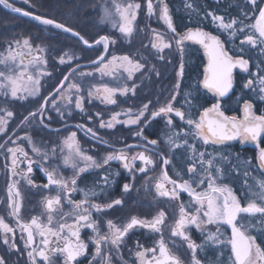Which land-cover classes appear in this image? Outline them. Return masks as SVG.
Returning a JSON list of instances; mask_svg holds the SVG:
<instances>
[{
	"label": "snow or ice",
	"instance_id": "6c2138e0",
	"mask_svg": "<svg viewBox=\"0 0 264 264\" xmlns=\"http://www.w3.org/2000/svg\"><path fill=\"white\" fill-rule=\"evenodd\" d=\"M112 6H108V0L102 5L101 22L111 23L115 28L118 26L119 32L125 38H130L135 32V22L141 4L128 0L126 3H117L111 0ZM251 9L258 11L255 17V23L248 25L236 18L225 19L222 15H216L208 12L213 23L218 29L229 33L231 38L236 37L238 33H243L245 28L250 29L248 34L240 42V47L236 49V55H231L224 47L223 41L218 35L205 31L203 28H189L183 34L176 31L173 19L166 0H156L159 5V19L163 20L167 29L172 34L173 39L165 38L164 33L151 29L152 39L150 47L155 49L157 54L163 53L164 49H170L173 42L177 48L183 52L185 42L192 41L204 49L208 62L203 74V88L214 94L216 102L210 107H204L201 112L193 114L191 111L193 105L188 98L191 93H185V103L181 108H175L174 102L176 96L173 95L165 105L149 113V103L142 105L136 111L127 109L123 112L112 113L108 121L101 119V128H114L116 124H124L140 127L141 124L147 126L151 120L157 117L166 118L168 133L163 138V143L169 153L176 149L184 148L189 150V158L185 167L184 175L176 173L177 178L173 179L168 174V166L172 160L159 151L160 140H149L143 134V128L135 133L137 139L142 143L125 145L124 148L113 149L101 161H98L92 155L81 149L77 140V133L71 132L66 136L61 145L37 146V142L25 132L23 136L17 135L13 140L12 146L5 147L8 140L0 144V149L6 154H10V175L11 179L7 187V208L8 216L14 218L15 225L6 222L3 216H0V242L9 246L19 253L20 247L16 244L17 230L19 229L20 239L23 241V247L30 264H56V259L63 258V264H78V258L85 256L88 250V244L81 238L82 229H90L93 233L91 241L94 244L95 251L92 254L90 264H112V249L117 255H120V248L124 243L125 237L134 229H146L154 233L159 239L153 242L151 247H144L137 241L138 250L135 252L139 264H185L180 255L173 252V248H185L190 253L189 264H202L198 258V252L203 251L204 247L211 243L220 247H228L231 255L230 264H264V235L261 236V243H257V236L252 235L253 230L264 233V179L255 180L254 185L249 186L248 195L244 197L245 203H241V198L235 194L233 188L223 183L225 178L224 169L220 166L222 163H231L226 156L214 155L203 151H198L196 144H189V140L200 141L202 145H223L228 141L239 140L243 142H253L258 148V166L264 170V147H260L261 137H264V114L257 115L253 111V104L245 100L243 103V116L226 115L222 110L220 99L227 96L233 89L234 77L233 70L241 69L244 72L249 71L250 60L245 59L244 45L255 49L259 47L261 53H264V0H246ZM6 8L13 12L21 13L23 16L31 17L42 25L53 26L55 29L63 30L66 33H72L78 37L82 43L92 47L87 39L79 32L67 27L63 23L47 18L43 15H37L34 12L25 11L20 8H14L8 0H0ZM154 0H146V10L149 17L157 15V7ZM188 8H193L189 3ZM195 11L196 9L193 8ZM245 19L248 13H243ZM96 45L103 46V53L92 61L94 71L79 72L80 64L70 67L67 74L53 87V91L45 97H41L42 103L28 116L21 121V125L27 126L32 120L39 119L41 124L45 118L49 121L51 117H45V112L54 110L63 116L61 109L65 111L74 106L75 109L84 110V100L86 93L88 97L96 96L103 103L115 105L116 96L135 95L136 85L131 87L123 83L117 87H110L108 84L99 86L87 84L86 78L99 73L102 77L109 76L118 81H130L135 73L145 69V63L129 55L117 56L111 55L108 58L109 45L115 41L109 36H100L95 40ZM147 47V46H146ZM48 48L44 44H34L32 37L27 36L22 39H15L8 43L5 51L0 53V94L5 97L15 99H27L28 96H37L40 93L41 80L46 76H51L48 72ZM77 59L74 54L64 52L59 56L58 62L61 65H71ZM163 59V56H160ZM150 71H156L153 65ZM79 72V75L77 73ZM184 64L181 62L179 76H183ZM264 68L256 65L254 78L248 79L243 85L244 88L254 89L259 85V92L264 94ZM179 89V82L176 84ZM178 94V91H177ZM75 97V99H73ZM264 99V95L261 96ZM51 105L49 108L48 105ZM187 108L188 111L182 110ZM3 115H0V133L7 132V125L14 113L7 109H0ZM173 114L184 122L185 127L177 131L173 121ZM97 117L100 113H96ZM126 119L121 120V116ZM91 120V117H89ZM46 127V126H45ZM78 129H83L97 140H101L96 132L85 125H76ZM56 131H59L57 129ZM15 135V133H13ZM25 141L31 145V152L38 156L39 160H33L29 153L18 143ZM107 144V141L101 140ZM143 149L129 155L132 149ZM150 153H155L164 166L159 178L155 183L150 181L147 173L154 169L156 161ZM207 157V158H206ZM57 159L60 164H57ZM239 160L237 156L235 158ZM112 161L122 162V166L129 173L133 183H124L122 194H127L134 190L136 174H144L147 177L145 191L154 188L156 198H164L170 201H179L178 218L174 223L167 224L168 214L159 210L150 219L132 216L123 225L115 223L113 220L103 222L107 232L101 234V220L95 219L93 213L97 215L104 213L108 209L123 205L122 199H114L109 203H95L96 200L114 181L111 179V173L106 171L100 180L92 187L81 189L77 187L79 176L89 169H105ZM141 162L142 166L136 168V162ZM49 162H51L49 164ZM24 164L25 169L17 171L20 165ZM37 164L46 176L47 183L38 185L31 178L33 165ZM45 164H49L45 167ZM83 164V166H81ZM70 166L73 170V176L65 178L59 173V167ZM233 171L237 167L233 166ZM249 176L248 172L244 173ZM119 175V173H116ZM23 179L26 185L33 188H40L45 191H56L55 195L44 196L41 200V214L33 216L25 221L21 217V208L23 197L18 187L19 180ZM247 184V181H245ZM170 185L171 187H168ZM251 187H256L258 191H251ZM99 189V192L97 191ZM81 192L83 199L74 200L73 194ZM182 193H187L190 197L187 203L180 201ZM3 203V201H0ZM67 204L70 211L65 212L64 206ZM257 224L251 223L252 218H256ZM46 217V219H45ZM248 218L249 222L244 220ZM213 225L215 231L206 232L203 243L198 244L191 236V229H202V226ZM168 227L170 237L165 240L164 229ZM228 226L231 229L230 236H226L221 231V227ZM37 238H39L37 240ZM177 240L180 243H177ZM171 245V247L169 246ZM122 259V257H121ZM0 264H7L4 256L0 255Z\"/></svg>",
	"mask_w": 264,
	"mask_h": 264
},
{
	"label": "flooded vegetation",
	"instance_id": "af4514ba",
	"mask_svg": "<svg viewBox=\"0 0 264 264\" xmlns=\"http://www.w3.org/2000/svg\"><path fill=\"white\" fill-rule=\"evenodd\" d=\"M183 1L184 7H181L179 10L175 7L176 3L173 2L174 5H170L166 1L173 19V24L176 27V31L183 34L189 28H203L205 31L211 32L213 35H218L223 41L225 49L233 56L236 55V49L240 47L241 40L244 39V36L248 34L250 29L245 28L243 33H238L236 37L231 38L228 32L218 29V27L213 23L211 16H207V13L212 12L216 15H222L226 20L229 18H236L248 25L254 24L255 17L258 16V11L251 9L246 0H243V6L241 7L239 6V0H204V2L207 1L209 4L216 5L213 10L210 9L209 11H207V5H205L207 8L201 7V11H197V9L194 11V0ZM20 2L28 4L26 0H8V3L12 4L14 8H19L15 6V3ZM110 3L112 4V2ZM189 3L193 5V8L186 7ZM243 13H248L247 19H245ZM137 20L140 22L142 21V18L138 17ZM105 23L109 32L108 35L106 34L107 36L110 38L112 35L121 37L122 34L119 32L118 26L113 28L111 23ZM141 24L144 25V23ZM142 25L138 27V29L141 30V33ZM164 26L166 25L164 24ZM156 30L159 31V28H156ZM166 30L168 36L173 39L170 31L168 29ZM13 40V38H10L7 41V44L0 48V53H3L8 43ZM145 41L146 39L142 34V36L138 38L135 45V52H137L136 59H139L141 63H145V69L137 72L132 80L118 81L113 77L99 76V73H97L99 75L95 74L92 77L86 78L85 82L87 84L96 86L108 84L110 87H117L123 83H127L128 86L131 87L134 83L136 85L135 95H132L131 93L126 96L117 94L115 97L117 103L115 105L105 104L96 96L88 97L86 93H82L85 95L83 111L75 109L74 106L67 111L62 108L61 111L64 114L61 116L56 111L49 110L45 112V117L50 116V121L45 118L43 124H41L40 120L37 118L30 121L27 126L21 125V121L24 117L28 116L30 112L35 111L40 106L43 102L41 97H45L49 94V92L53 91V85L55 86L63 78V74L68 73L70 67H75L76 64L87 63L75 62V60L71 63V65H61L57 59L55 63L56 67L54 62H50L48 60L46 70L51 73V76H46L41 80L40 93L37 96H28L27 99L13 100L10 97H5L0 94V109L7 108L14 113L13 117L8 121L7 132L0 133V144L4 143L5 140H8L9 136H11L14 140L17 135L23 136L24 133L27 132L32 137L33 141L37 142V146L43 147L44 145H61L62 140L66 136H68L71 132H76L77 140L81 149L86 151L88 155H92L98 161H101V158L109 152H112L113 149L124 148L125 145L142 143L141 140L136 138L135 133L140 131V128H143L144 136H146L149 140H160L161 143L159 151H163L164 155L172 160L171 165H169L167 169L169 176L176 179V173H180L184 176V179H188L187 175H184V171L189 158V150L180 148L176 149L173 153H169L163 143V138L166 137L168 133L166 118L157 117L156 119L151 120L147 126L141 124L140 127L124 124H116L115 127L111 129L100 127L101 119L108 121L112 113L123 112L127 109H133V111H136L140 109L142 105L151 102L149 104V113L146 114L148 115L151 111H155L159 107L165 105L169 100H171L173 95L176 96L174 107L181 108V105L185 103V93H191V96L188 98L192 101L193 107L191 111L193 114L201 112L204 107H210L211 104L216 102L214 94L203 88V74L207 66L208 58L202 46L195 42L187 41L185 42L183 52H181L175 44L176 53L174 51L169 53L168 50L164 55H162L143 51V47L146 45ZM96 46L102 47V45ZM243 47L245 50V59L250 60L249 71L244 72L239 68L234 69L233 89L227 96L220 99L222 110L229 116L235 115L242 117L243 103L245 100L250 101L253 104V111L255 114H264V99H261V96L264 94L259 92V85H255L254 89L243 87L248 79L254 78L252 74L256 72L257 64L264 68V53L260 52L259 47L253 49L246 44ZM111 48L112 44L109 45L108 58L111 56ZM146 49H150V47L148 46ZM123 55H127V53H124ZM161 55L163 56V59H160ZM78 59L79 56L76 60ZM181 62L184 64L182 77L179 76ZM153 65L155 66L156 71L159 72V75H156V72L150 71ZM64 69L67 70L65 71ZM85 69H91L90 71H94V66L81 67L79 72H82ZM79 72L77 75H79ZM177 82H179L178 90L175 87ZM50 88L52 89L50 90ZM73 99H75V97H73ZM48 107L50 108L51 105L49 104ZM182 110L188 111L187 108H183ZM96 113H100V116L97 117ZM0 115H3V112H0ZM89 117H91V120H89ZM120 119L123 120L126 119V117L122 115ZM173 121L177 131L185 127L184 122L178 117H175L174 114ZM76 125H85L87 128L93 129L101 140L107 141V144H104L101 140H97L90 134H87L83 129H78ZM57 129H59V131H56ZM13 133H15V135H13ZM18 143H20L25 150L28 151L30 158L33 160H39L38 156L32 154L30 150L31 145L25 141H19ZM192 143L196 144L198 151L212 153L217 156L223 155L228 158L231 163H222L220 165L224 169L225 178L223 183H226L233 188L235 194L241 198L242 204L245 203L243 197L248 195L249 186L254 185L255 180L264 179V170L260 169L258 166V148L255 143H241L239 140H234L228 141L223 145L205 146L202 145L200 141L189 140V144ZM10 146H12V143L11 140H8V144L5 145V147ZM260 147H264V137H261ZM142 150L143 149L140 148L132 149L129 152V155ZM150 154L156 161V165L154 169L147 173V177H151L152 180L150 182L154 184L156 178L160 177L164 166L155 153ZM237 156L239 157V160L235 159ZM50 163L51 162H49V164ZM56 163L60 164V160L57 159ZM10 164V154H6L4 150L0 149V201H3V203H0V216H3L9 224L15 225L14 218L8 216L7 208V187L11 179ZM49 164H45L44 166L48 167ZM234 165L237 167V171H233ZM81 166H83V164H81ZM141 166V162L137 161L135 167L139 168ZM24 169L25 165L21 164L17 171ZM58 171L65 178L73 176V170L70 166L61 165ZM106 171L111 173V179L114 183H112L110 187H108L96 200H94V202L106 204L119 198L122 199L124 203L121 206L108 209L99 215L93 213L95 219L101 220L102 218L101 234L107 232V228L103 223L107 220H113L115 223L123 225L132 216L140 218L147 217L150 219L161 209L168 214L167 224L174 223V220L178 218L179 201H170L164 198H160L158 200L156 198L154 188L152 190L145 191L147 177L144 174H136L134 190L127 194H122L123 184L133 183V181L130 178L128 171L123 168L122 162L119 161L110 162V165L106 166L105 169H89L79 176L77 180V187L86 189L94 186L96 183H100V178L105 175ZM255 171H257L259 176H256ZM245 172H248L249 176L246 177L244 174ZM116 173H119V175H116ZM31 178L38 185L47 183L45 174L41 171L37 164L33 165ZM16 179L19 180L18 187L20 188L23 197L21 217L23 220L28 221L31 217L39 216L41 214L42 198L48 195H55L56 191L54 188L51 191L33 188L26 185L23 179L19 177ZM245 181H247V184ZM168 187L171 186L168 185ZM97 191L99 192V189H97ZM251 191H258V189L251 187ZM72 198L74 200H80L83 199V195L81 192H76L73 194ZM189 199L190 197L187 193H182L180 196V201L185 203H187ZM64 211H70L67 204L64 206ZM244 222L248 223V218H246ZM251 223L257 224L256 218H252ZM259 227L260 226L257 224V229ZM215 230V226L213 225L202 226V229L200 230L193 226L191 229V236L198 244H200L203 243L205 239L204 234L206 232ZM221 231L224 232L226 236H230V227L223 226L221 227ZM251 234L257 236V243H261V236L264 235V233H259L257 230H253ZM92 236L93 233L90 229H82L81 238L88 244V250L85 256L78 258V264H90L92 254L95 251L94 244L91 241ZM164 237L165 240H168L170 237V230L167 226L164 229ZM38 239L39 238H37V240ZM157 239H159L157 235L146 229L140 228L132 230L128 236L125 237L124 243L120 248V255H117L115 250L112 249V264H139V261L135 256V252L138 250L137 241L144 247H151L153 242ZM177 243H180V241L177 240ZM16 244L20 247L19 253L0 242V255L4 256L7 264H30L26 255V250L23 247V241L20 239L19 229L17 230ZM169 246L171 247V245ZM261 246L264 247V244ZM172 251L180 255L185 261V264H189L190 253H188L185 248H173ZM230 255L231 253L228 247H220L211 243L207 244L203 251L198 252V258L202 261V264H230ZM56 264H63V258L60 257L59 259H56Z\"/></svg>",
	"mask_w": 264,
	"mask_h": 264
},
{
	"label": "trees",
	"instance_id": "16d2710c",
	"mask_svg": "<svg viewBox=\"0 0 264 264\" xmlns=\"http://www.w3.org/2000/svg\"><path fill=\"white\" fill-rule=\"evenodd\" d=\"M15 3L17 7L54 19L73 30L79 32L89 43L99 39L100 36L108 35L106 23L101 22L102 5L104 0H26ZM170 5H174L179 10L184 7L183 0H166ZM194 9L201 11V7L213 10L215 4H209L204 0H194ZM205 3V4H204ZM239 6H243V0H239ZM14 7V6H13ZM206 7V8H207ZM196 11V10H195ZM32 37L34 44H44L48 48L47 58L50 62L56 63L58 57L64 52H71L79 56L75 62H91L102 52L100 46L86 47L76 37L53 26L42 25L32 18L22 17L11 13L0 5V48L7 44L10 38L22 39ZM115 37V35H112ZM115 52L135 55L134 44L127 49L128 43L121 39L117 41ZM56 67V64H55ZM65 71L67 69H64ZM54 87V85H53ZM52 88H50L51 90ZM256 176H259L255 171ZM242 180V179H240ZM259 180V179H258ZM257 189L256 187H254ZM244 200V197H243ZM245 201V200H244ZM259 216L256 217V220Z\"/></svg>",
	"mask_w": 264,
	"mask_h": 264
},
{
	"label": "rangeland",
	"instance_id": "374dc122",
	"mask_svg": "<svg viewBox=\"0 0 264 264\" xmlns=\"http://www.w3.org/2000/svg\"><path fill=\"white\" fill-rule=\"evenodd\" d=\"M110 2L111 1L108 0V6L109 7L112 6V4ZM116 2L117 3H120V2L121 3H126V2H128V0H116ZM133 2H139L141 4V9L139 10V13H138L137 18L138 17H141L142 18V21L139 22L138 20H136V22H135V29L136 30H135L134 34L130 38H125L123 36V34L121 35L122 38L120 36L117 37V35L115 37H113V36L111 37L115 41V43L112 44L111 55L123 56V53H120L119 54V53L115 52V48L117 47L116 44H117V41L119 39L123 40L125 42V44L128 43V45H130V46H127V49H128V48H130L132 46V44H134V46L136 45V42L138 41V38L140 36H142V34L144 35V37L146 39L145 44L150 47V40L152 39V33L150 31L151 29H155L156 30V28H159V31L158 32L164 33L166 39L172 40V38L170 36H168L167 30H166L167 28H166V26H164L165 23L163 22V20L159 19V15H158L159 14V5L156 4V0H154V4H156V7H157V15H153L151 17H149L147 15L146 0H133ZM104 3H105V0L103 1V4ZM138 23H139V25H138ZM141 23H144V25H142ZM140 25H142V33L140 32L141 30L138 29V27ZM146 45H145V47H143V51H147V52L152 53V54L153 53L154 54H157L156 50L155 49H152L151 47H150V49H146ZM101 48H103V46ZM168 50H169V53H172L173 51L176 53L175 43L174 42H173L172 47L170 49H164L163 53H160V54L164 55L165 52H167ZM69 53L70 54H73L71 52H69ZM134 54L135 55H132L131 54L129 56H131V57H133V58L136 59L137 52H134ZM74 55L76 57H78L77 54H74ZM90 70L91 69H85L82 72H90ZM96 75H99V74L96 73ZM99 76H101V75H99Z\"/></svg>",
	"mask_w": 264,
	"mask_h": 264
},
{
	"label": "water",
	"instance_id": "95a60500",
	"mask_svg": "<svg viewBox=\"0 0 264 264\" xmlns=\"http://www.w3.org/2000/svg\"><path fill=\"white\" fill-rule=\"evenodd\" d=\"M6 10H8V11H10L11 13H14V14H16V15H19V16H22V17H26V16H23L21 13H16V12H13L11 9H9V8H6L3 4H1ZM26 11V10H25ZM27 18H31V17H27ZM60 23V22H59ZM68 27V26H67ZM75 31V30H74ZM75 32H77V31H75ZM69 34H71L72 36H74L72 33H69ZM82 36V35H81ZM75 37V36H74ZM77 39H79L78 37H76ZM80 40V39H79ZM81 41V40H80ZM82 42V41H81ZM83 44V43H82ZM91 45H92V47H94V46H96V44L94 43V42H92V43H90ZM84 45V44H83ZM84 46H86V45H84ZM86 47H88V46H86ZM89 48H91V47H89ZM97 59V58H96ZM95 59V60H96ZM95 60H93V61H95ZM92 62V61H91ZM91 62H87V63H82V64H80L81 65V67H88V66H93L92 65V63Z\"/></svg>",
	"mask_w": 264,
	"mask_h": 264
},
{
	"label": "bare ground",
	"instance_id": "6f19581e",
	"mask_svg": "<svg viewBox=\"0 0 264 264\" xmlns=\"http://www.w3.org/2000/svg\"><path fill=\"white\" fill-rule=\"evenodd\" d=\"M24 10V9H23Z\"/></svg>",
	"mask_w": 264,
	"mask_h": 264
}]
</instances>
